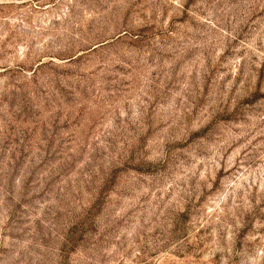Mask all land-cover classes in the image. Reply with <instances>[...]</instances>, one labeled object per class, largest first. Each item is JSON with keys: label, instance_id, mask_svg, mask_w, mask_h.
<instances>
[{"label": "rangeland", "instance_id": "374dc122", "mask_svg": "<svg viewBox=\"0 0 264 264\" xmlns=\"http://www.w3.org/2000/svg\"><path fill=\"white\" fill-rule=\"evenodd\" d=\"M0 264H264V0H0Z\"/></svg>", "mask_w": 264, "mask_h": 264}]
</instances>
